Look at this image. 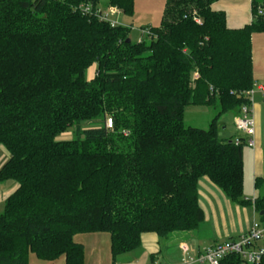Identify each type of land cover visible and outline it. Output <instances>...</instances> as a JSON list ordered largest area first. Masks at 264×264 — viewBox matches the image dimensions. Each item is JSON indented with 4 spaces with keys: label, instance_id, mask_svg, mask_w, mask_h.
I'll return each instance as SVG.
<instances>
[{
    "label": "trees",
    "instance_id": "obj_1",
    "mask_svg": "<svg viewBox=\"0 0 264 264\" xmlns=\"http://www.w3.org/2000/svg\"><path fill=\"white\" fill-rule=\"evenodd\" d=\"M215 1L167 0L160 26L132 43L129 28L99 19V0H0V147L9 154L0 183L17 184L0 213V264H28L29 254L83 264L77 234L108 233L116 259L145 233L194 232L205 219L202 178L245 203L246 140L219 139L217 120L240 111L254 85L251 36L264 32V0H251V23L239 29ZM107 3L133 13V0ZM190 105L218 108L208 129L184 126ZM254 188L264 223V178Z\"/></svg>",
    "mask_w": 264,
    "mask_h": 264
},
{
    "label": "crops",
    "instance_id": "obj_2",
    "mask_svg": "<svg viewBox=\"0 0 264 264\" xmlns=\"http://www.w3.org/2000/svg\"><path fill=\"white\" fill-rule=\"evenodd\" d=\"M212 9L225 13L226 24L230 29L242 28L250 24L252 20L251 0H216L212 5ZM252 38L253 35L251 36V45ZM253 55L254 53L252 54V64L254 71L253 80L255 84L259 83L261 80L264 81V55L260 57L262 61L260 64V66H262L261 72L256 70ZM263 103L264 99L260 94H255L251 105L252 117L255 123V133L253 137L255 145L253 148H249L245 145L247 148L244 150L242 149L243 176L244 179L246 178L245 190L247 189L246 186L248 183L252 180L254 185L256 178H264V144L262 139V127L264 124ZM229 113L233 115L234 119L240 115L239 111ZM244 138L247 140L246 137ZM15 189L16 187L13 191ZM216 189L218 188H215L206 178H202L198 182L199 204L205 213V219L199 227L202 224L207 225V223H211L209 235L202 237L201 234L199 236V238L201 237L199 242L201 239L204 240V242L200 244L201 246L190 244V249L187 248L183 238L186 235H191V233H174L167 239H159L154 233H145L141 236V244L137 250L113 259L111 253V240L108 233L97 232L77 234L73 237V241L83 246V264H154L156 262L178 264L184 256H192L203 252L207 247L220 242L218 240L224 242L237 240L239 236L248 231L254 220L261 222L259 214L256 212L253 205L254 199L259 195V192L255 188L254 198L250 200L247 199L248 197H245V203L243 204L227 200V198ZM10 194L8 193V195ZM8 195H6V197ZM203 200H205L204 203ZM205 202H207V207ZM239 209H242L243 216L240 214L241 212ZM203 229L207 230L206 228ZM173 237L174 240L180 241L179 243H181V245L178 247H173L174 245L168 246L167 243L171 241ZM190 240H193V237H190L189 241ZM161 241L165 242L164 246H161ZM263 245L264 241L258 244L260 247H264ZM28 264H65V259L61 257L56 261L49 262L39 260L34 254H29Z\"/></svg>",
    "mask_w": 264,
    "mask_h": 264
},
{
    "label": "rangeland",
    "instance_id": "obj_3",
    "mask_svg": "<svg viewBox=\"0 0 264 264\" xmlns=\"http://www.w3.org/2000/svg\"><path fill=\"white\" fill-rule=\"evenodd\" d=\"M166 2L167 0H133V13L131 16L125 15L117 8L108 6L107 0H99L97 8L102 13H108L109 11H116L114 12V14L110 13L109 18L111 20L116 21L118 25H122V26L129 28L130 29V32H129L130 41L132 43H138L141 40H147V37L143 34L144 29L157 28L160 26L163 15H164ZM80 6H84V5H80ZM252 35H253L252 54L254 53L253 55L254 60H255L254 63L256 65V70H258V72L259 71L261 72L262 66H260V64L262 63V61L260 57L264 55V32H255ZM94 76H95V65L93 64L87 69L86 77L88 78V80H91L94 78ZM258 84H264V81L261 80L259 81ZM263 107H264V103H263ZM217 113H218V108L216 107L190 105L184 110L183 124L185 127L208 129L212 119L216 116ZM108 123H109V118H108ZM217 134H218L219 139L221 140L237 141L238 137H245L243 133L237 130L235 119L233 115H231V113H226L217 120ZM62 137L70 138L71 133L68 132L64 134ZM262 139H263V144H264V124L262 127ZM246 148H247L246 146H243V150ZM8 158H9L8 152L5 150V148L0 147V167L4 164V162ZM245 179L243 176V190H242L243 197L244 198L248 197L247 199L252 200L254 198L253 180L250 183H248V185L246 186L247 189L245 190V185H246ZM15 187H17L16 182L11 181V180L6 181L4 183H0V213L4 209V202H5L6 195H8V193L10 194ZM216 190H219V189H216ZM247 190H248V194H247ZM218 192H220L221 194H223L225 198H227L222 191L219 190ZM227 200L229 199L227 198ZM204 201L205 200H203V203ZM205 203L207 207L208 206L207 202ZM239 210L241 212L240 214L243 216L242 209H239ZM210 225L211 223L210 224L207 223V225L202 224L199 227V230L197 229L196 231L191 232V235L184 236L183 241L188 249H190L189 248L190 244L201 246L200 244L203 243L204 240L201 239L199 242V239L201 238V237L199 238V236L201 234H202V237H204L205 235H209ZM203 228H206L207 230H204ZM190 237H193V240L189 241ZM218 241H220L218 243L224 242L221 240H218ZM179 242L180 241L174 240V237H173V239L169 241L167 245L168 246L174 245L173 247H178L179 245H181V243ZM162 245L163 246L165 245L164 241H161V246Z\"/></svg>",
    "mask_w": 264,
    "mask_h": 264
},
{
    "label": "built area",
    "instance_id": "obj_4",
    "mask_svg": "<svg viewBox=\"0 0 264 264\" xmlns=\"http://www.w3.org/2000/svg\"><path fill=\"white\" fill-rule=\"evenodd\" d=\"M79 9L84 14H90V6H80ZM116 11H109L102 13L99 11L98 16L101 21L108 22L111 27H116V21L109 18L110 13L114 14ZM264 7L259 6L256 10L257 16H262ZM143 34L146 37L150 36L149 29H144ZM142 41V40H141ZM140 42V41H139ZM258 93L264 99V84L255 83L253 87L244 92L246 104L241 106L240 115L235 119L236 128L239 132L243 133L246 137V146L253 148L255 123L252 117V101L255 94ZM111 126L110 120L107 124ZM236 143L238 142L235 141ZM264 241V223L254 220L245 234H242L234 241H226L215 243L207 247L203 252L197 253L192 256H184L178 264H219L220 260L228 255H240L244 260V264H259L264 260V248L258 246L259 243ZM154 264H167L156 262Z\"/></svg>",
    "mask_w": 264,
    "mask_h": 264
},
{
    "label": "water",
    "instance_id": "obj_5",
    "mask_svg": "<svg viewBox=\"0 0 264 264\" xmlns=\"http://www.w3.org/2000/svg\"><path fill=\"white\" fill-rule=\"evenodd\" d=\"M130 40H127V42H129Z\"/></svg>",
    "mask_w": 264,
    "mask_h": 264
}]
</instances>
